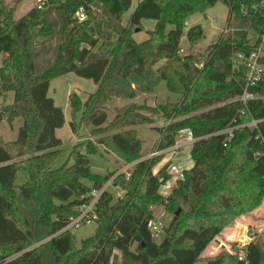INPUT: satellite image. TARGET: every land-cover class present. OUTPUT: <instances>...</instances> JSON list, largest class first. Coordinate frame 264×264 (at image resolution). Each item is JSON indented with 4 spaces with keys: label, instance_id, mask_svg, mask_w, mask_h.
I'll return each mask as SVG.
<instances>
[{
    "label": "trees",
    "instance_id": "trees-1",
    "mask_svg": "<svg viewBox=\"0 0 264 264\" xmlns=\"http://www.w3.org/2000/svg\"><path fill=\"white\" fill-rule=\"evenodd\" d=\"M20 2L0 0V97L14 94L0 118L23 120L15 140L0 135V264H264V242L256 239L245 246L243 260L227 251L204 257L226 228L264 202V81L250 89L258 98L246 107L239 100L245 72L232 64L234 53L248 52L251 34L264 26V10L252 9L255 0H141L129 18L133 0H41L17 17ZM218 2L229 7L226 31L205 53L183 54L188 18ZM82 4L88 18L78 23ZM143 19L156 25L139 42L134 32ZM204 35L200 24L187 31L191 44ZM55 40L53 62L38 73L37 58L46 59ZM69 72L97 85L86 100L69 94L71 130L77 133L79 119L92 127V138L76 144L59 166L57 130L66 116L49 91L55 77ZM161 83L180 99L128 102L108 120L109 102L153 93ZM253 119L262 120L239 127L230 139L218 133ZM157 120L164 124L155 127L160 137L152 151L172 146L184 129L197 138L193 167L167 196L160 192L172 177L167 165L154 172L163 155L145 157L136 128ZM109 152L124 164L137 162L129 177L120 173L112 180L121 196L102 193L97 229L78 246L65 227L87 195L119 171L92 170L89 155L100 154L113 167ZM155 205L173 213L161 242L149 226ZM115 251L122 254L119 262Z\"/></svg>",
    "mask_w": 264,
    "mask_h": 264
},
{
    "label": "rangeland",
    "instance_id": "rangeland-1",
    "mask_svg": "<svg viewBox=\"0 0 264 264\" xmlns=\"http://www.w3.org/2000/svg\"><path fill=\"white\" fill-rule=\"evenodd\" d=\"M17 1L18 0H7L8 4L11 6L16 4ZM140 1L141 0H133L132 4H134L135 7L137 3ZM37 2L36 0H21L15 12L16 16L21 17L31 9L30 6H32L33 3L34 5H36ZM132 8L133 5L131 6V9L127 12L126 17L130 12H132ZM228 15H229V7L223 2H218L215 6L209 8L205 13H196L190 16L186 22V25L184 27V32L181 38V52L183 54L205 53L206 50H208L212 44L216 43L221 38L224 31H226L228 25ZM154 24H155V20L153 19H143L142 28L139 27L135 28L134 35L136 40L141 42L148 39L150 37V31L152 30ZM197 24L202 25L205 35L197 43L191 44L187 36V31L190 27ZM172 27H173L172 25H168L167 30H170ZM54 42H55L54 50H52L49 56H46V59L41 56L37 58L38 73H42V71L48 66V64H51L53 62V58L56 54V40ZM52 54H54L53 57ZM2 58H3V54L0 53V67L2 64ZM96 89H97V85L92 79L78 76L74 72H69L59 77H55L51 81L49 95L53 97L55 103L58 106L63 108L66 116V124L62 128L57 130V136L60 137L63 141V144L61 146L62 156L59 158L57 162V165L59 166L62 165L68 159L70 151L76 144L78 143L84 144L92 138L90 133L92 127L87 126L86 123L84 122H79L80 121L79 119H77L79 123L77 133H73V131L71 130L69 123L70 120L72 119V116H71V108L69 105V94L72 93L73 91H76L83 100H86L91 93L96 91ZM13 98H14L13 92H10L4 98L0 97V112H3L4 106L11 103L13 101ZM179 99H180V95L169 92L165 84L161 83L153 93L140 94L135 99L118 98L109 102L106 105L108 109V120L110 121L115 116L116 106L123 105L128 102L134 101L139 104L147 103L149 105H157L159 103H164L167 100L178 101ZM22 123H23L22 118H17L14 121H9L6 118L3 119L0 118V135L6 141L15 140L18 137L19 128L22 125ZM163 124H164L163 120H157L156 124H145L136 127L138 132V137L143 141V151L146 154L145 156L148 157L152 152H154L152 151V148L156 140L160 137V133L155 127L157 125L161 126ZM109 153H110V157L114 162L113 167L108 165L106 158H104L102 155L100 154L89 155L91 167L94 172L105 174L107 173V171H109V169L112 168L114 169V167H118L117 170L124 168L123 166L126 164H124L123 160L118 158L114 153L111 152ZM186 153L187 155H189L188 152ZM191 159L190 161L193 162V159L192 160ZM155 168H154V172L156 171ZM172 184H173V180H170L168 183L163 185L161 187V192L168 193L172 191L171 188ZM109 190L114 192V199H117L119 196L123 194L121 191L114 188L113 185L109 186ZM154 207H155L154 221H156L161 227L158 232L154 233V239L158 242H161L164 239V235H165L164 229L167 230L173 218V213L165 210V207L161 205H155ZM255 211H257V213L253 212L249 216L248 215L241 216L239 218L240 221L235 222V223L237 222L247 223V228L243 227V225L237 224V226L240 229L239 231L236 232V236L234 234L235 232L231 233L232 232L231 227L235 223L230 225L228 228H226L227 230L225 229L222 232V234L217 239V242L223 245L222 249L219 250V252L227 251L228 253L231 254L238 253V256L240 254L241 255L244 254L245 247L242 245L243 240L248 239V237H251L252 235H254L255 237L253 240L256 239L257 241L264 242V202ZM249 219L251 220L252 223L251 225L248 226ZM97 226H98L97 221H93L91 223H81L78 227H73L70 231L74 234L76 238V244L80 246L83 239H86L89 236L94 235ZM212 249L213 251L216 250L215 243L212 244L208 252H210ZM206 253L207 252H205V254ZM115 254H117L116 261L119 262L122 259V254L120 253V251H115ZM215 255L216 254L213 255L206 254L204 257L206 258ZM201 264H205V262L203 261L201 262Z\"/></svg>",
    "mask_w": 264,
    "mask_h": 264
},
{
    "label": "built area",
    "instance_id": "built-area-1",
    "mask_svg": "<svg viewBox=\"0 0 264 264\" xmlns=\"http://www.w3.org/2000/svg\"><path fill=\"white\" fill-rule=\"evenodd\" d=\"M41 1V0H39ZM39 8L42 7V3H39ZM252 9H263L264 10V0H255L252 4ZM75 19L78 23H82L88 18L87 8L85 4L79 6L78 10L75 13ZM251 38L254 40V44L251 49L246 51H237L232 56V64L235 70L244 69L245 77H244V88L243 93L239 97V100L248 107V103L251 100L258 98V95L252 93L250 89L256 86L258 83L264 81V26L262 28L261 33L251 34ZM203 62L199 64L200 67L203 66ZM262 119H253L250 122L244 124H239L235 126H229L218 133L227 135V139H230L234 136V132L241 126H254L257 127ZM197 140L193 131L191 129H184L178 133L176 136L175 142L172 146L156 150L150 154L149 157H154L157 155L168 154L170 155V159L167 161V171L171 176L175 177L176 184L179 180L183 179L184 174L183 171L179 169V167L173 162L181 149L184 146L192 145ZM262 153H258L257 156H262ZM137 161L124 165L123 169H120L103 187L93 189L87 195V201L82 203L78 207V214L75 217L71 218L70 223L65 227V230H71L73 227H78L81 223H91L97 220V212L96 205L97 202L105 191L109 190V186L113 185V178L120 173H124L127 177L130 176L132 169L134 168ZM114 186V185H113ZM114 188H118L114 186ZM154 208V206L152 207ZM150 230L154 234L159 231L161 228L159 224L153 220L150 221ZM252 240L255 238L254 235L251 236ZM245 258L244 254L239 255V259L243 260Z\"/></svg>",
    "mask_w": 264,
    "mask_h": 264
},
{
    "label": "crops",
    "instance_id": "crops-1",
    "mask_svg": "<svg viewBox=\"0 0 264 264\" xmlns=\"http://www.w3.org/2000/svg\"><path fill=\"white\" fill-rule=\"evenodd\" d=\"M37 1H39V0H36V2ZM139 3V2H138ZM138 3H137V5H138ZM133 5V8H132V12L134 11V9L137 7V5L134 7V4H132ZM34 6V3H33V5L32 6H30V8H32ZM29 8V9H30ZM132 12H130L128 15H127V17L126 18H129V16H130V14L132 13ZM143 21V20H142ZM155 25H156V21H155V24H154V26H153V28L155 27ZM152 28V29H153ZM134 37H135V35H134ZM136 39V38H135ZM166 149V148H165ZM191 150H192V145H187V146H184L183 147V149H181L180 150V152H179V155L177 156V158L173 161V162H175V164L179 167V169L181 170V171H185V170H187V169H190V168H192L193 167V165H194V161L192 162V161H190V159H191ZM186 152H188V154L189 155H187V153ZM184 153H185V155H184ZM163 155V158H162V160L157 164V166H156V168H155V173H157L162 167H164L165 165H167L168 163H167V161L170 159V155H168V154H162ZM145 157H147V156H145ZM149 157V156H148ZM192 160V159H191ZM170 180H173V184L171 185V188L173 189V187L174 186H176V182H175V177L174 176H172L171 177V179ZM169 180V181H170ZM168 181V182H169ZM167 182V183H168ZM162 187V186H161ZM160 192H161V188H160ZM171 193V191L170 192H168V193H162L161 192V194H163L164 196H167V195H169ZM158 207V206H157ZM153 209H155V207L153 208ZM254 213H257V211H254ZM237 221H240V220H237ZM242 223V224H241ZM251 220L249 219V222H248V226L249 225H251ZM237 224L238 225H243V227H246L247 228V223L246 222H237V223H235L234 225H232V227H231V230H232V232L231 233H233V232H235L234 234H235V236H236V232L237 231H239V227L237 226ZM227 230V229H226ZM261 230V229H260ZM234 234H233V236H234ZM229 238H232V237H229ZM252 240V238L251 237H248V239H245V240H243V243H242V245L245 247L250 241ZM222 242V241H221ZM216 244V250L215 251H213V249L215 248H213L210 252H208L209 251V249H210V247L212 246V244ZM224 243V242H223ZM222 244H219L218 242H217V240L216 241H214L213 243H211L209 246H208V248L205 250V252H207L206 254H211V255H213V254H217L218 252H219V250H221L222 249ZM205 252H204V256L206 255L205 254Z\"/></svg>",
    "mask_w": 264,
    "mask_h": 264
},
{
    "label": "water",
    "instance_id": "water-1",
    "mask_svg": "<svg viewBox=\"0 0 264 264\" xmlns=\"http://www.w3.org/2000/svg\"><path fill=\"white\" fill-rule=\"evenodd\" d=\"M159 67V65H156L154 68L157 69ZM164 231H166V229H164Z\"/></svg>",
    "mask_w": 264,
    "mask_h": 264
}]
</instances>
